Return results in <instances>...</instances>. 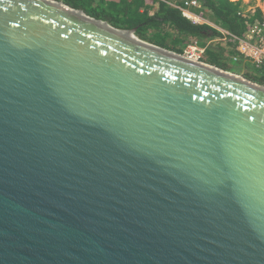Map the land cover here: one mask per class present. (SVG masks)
<instances>
[{"label":"water","instance_id":"1","mask_svg":"<svg viewBox=\"0 0 264 264\" xmlns=\"http://www.w3.org/2000/svg\"><path fill=\"white\" fill-rule=\"evenodd\" d=\"M0 264H264V86L0 0Z\"/></svg>","mask_w":264,"mask_h":264},{"label":"trees","instance_id":"2","mask_svg":"<svg viewBox=\"0 0 264 264\" xmlns=\"http://www.w3.org/2000/svg\"><path fill=\"white\" fill-rule=\"evenodd\" d=\"M56 1L114 28L134 30L140 40L178 54L195 42L205 47L204 63L264 86V68L244 63L235 51L237 39L264 23V12L255 8L252 0L248 4L242 0H198L195 13L205 21L198 25L182 17L179 7L184 0Z\"/></svg>","mask_w":264,"mask_h":264},{"label":"built area","instance_id":"3","mask_svg":"<svg viewBox=\"0 0 264 264\" xmlns=\"http://www.w3.org/2000/svg\"><path fill=\"white\" fill-rule=\"evenodd\" d=\"M252 1L254 2L255 0ZM198 7V0H184L179 10L182 17L187 19L192 25H198L205 22L195 13ZM255 8L263 11L260 7L256 6ZM236 42L235 51L239 59L253 67L264 68V23L255 25L242 38L237 39ZM204 52L205 47L192 42L185 47L182 55L190 60L203 62L202 57ZM237 57L235 59H237Z\"/></svg>","mask_w":264,"mask_h":264},{"label":"rangeland","instance_id":"4","mask_svg":"<svg viewBox=\"0 0 264 264\" xmlns=\"http://www.w3.org/2000/svg\"><path fill=\"white\" fill-rule=\"evenodd\" d=\"M232 1H237V0H232ZM243 2H245V3H249V0H242ZM254 4H255V6L254 7H260V8H262L263 9V11H264V0H255L254 1ZM237 66L236 65H234V67H232V71H234V69L236 68Z\"/></svg>","mask_w":264,"mask_h":264}]
</instances>
